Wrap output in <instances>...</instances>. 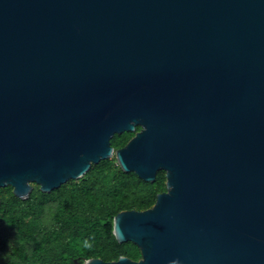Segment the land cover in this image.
Listing matches in <instances>:
<instances>
[{"label":"water","instance_id":"1","mask_svg":"<svg viewBox=\"0 0 264 264\" xmlns=\"http://www.w3.org/2000/svg\"><path fill=\"white\" fill-rule=\"evenodd\" d=\"M113 156L168 189L84 264H264V0H0V189Z\"/></svg>","mask_w":264,"mask_h":264},{"label":"trees","instance_id":"2","mask_svg":"<svg viewBox=\"0 0 264 264\" xmlns=\"http://www.w3.org/2000/svg\"><path fill=\"white\" fill-rule=\"evenodd\" d=\"M140 130L138 126L135 132L115 135L112 146L125 147ZM167 189L165 171L155 182H147L125 172L116 156L49 193L34 183L29 198L22 199L12 186L1 188L0 264H84L122 257L139 261V246L117 239L115 217L152 208Z\"/></svg>","mask_w":264,"mask_h":264},{"label":"clouds","instance_id":"3","mask_svg":"<svg viewBox=\"0 0 264 264\" xmlns=\"http://www.w3.org/2000/svg\"><path fill=\"white\" fill-rule=\"evenodd\" d=\"M171 264H179V261H172Z\"/></svg>","mask_w":264,"mask_h":264},{"label":"rangeland","instance_id":"4","mask_svg":"<svg viewBox=\"0 0 264 264\" xmlns=\"http://www.w3.org/2000/svg\"><path fill=\"white\" fill-rule=\"evenodd\" d=\"M34 185V183H32Z\"/></svg>","mask_w":264,"mask_h":264}]
</instances>
